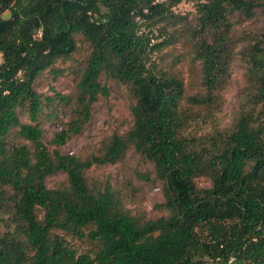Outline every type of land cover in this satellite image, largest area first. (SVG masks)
Here are the masks:
<instances>
[{"label":"trees","instance_id":"trees-1","mask_svg":"<svg viewBox=\"0 0 264 264\" xmlns=\"http://www.w3.org/2000/svg\"><path fill=\"white\" fill-rule=\"evenodd\" d=\"M182 1L194 4L193 19L174 13ZM259 15L264 0H0V264H264V26L238 27ZM159 24L171 35L153 42ZM77 35L88 53L76 92H38L37 78L59 73L54 65L77 50ZM174 36L200 64L204 93L187 95L175 67L151 58ZM235 61L243 78L231 122L198 132L194 111H221ZM103 76L126 87L130 128L107 137L98 154L61 153L108 95ZM54 101L72 113L50 150L38 121ZM12 130L32 146L13 144ZM130 147L153 166V178L138 175L161 183L164 214L155 218L132 215L108 183L85 176ZM54 173L66 184L48 188ZM201 177L208 187L196 184Z\"/></svg>","mask_w":264,"mask_h":264},{"label":"rangeland","instance_id":"rangeland-1","mask_svg":"<svg viewBox=\"0 0 264 264\" xmlns=\"http://www.w3.org/2000/svg\"><path fill=\"white\" fill-rule=\"evenodd\" d=\"M174 13L187 15L193 19L195 15V6L192 2L182 1L173 8ZM264 26V15H259L251 20L242 21L238 26L241 29H258ZM159 25L151 28L154 35L153 42L162 41L169 38L170 30L162 32L160 35ZM37 37V35H36ZM173 42L159 51L153 52L151 58L156 62L172 64L184 79L186 85V94L195 95L204 93V89L199 86L196 72L199 71L200 64L192 63L188 50L182 42L183 37L174 36ZM77 50L68 58L59 59L54 70H59L55 76L50 69L43 71L35 82V89L44 94L52 95L54 90L65 95H73L76 92V83L82 62L88 53V45L81 36H76ZM1 61V56H0ZM243 67L242 64L235 61L231 68V76L224 90L220 92L224 102L221 111L214 117H203L202 114L194 111L190 125L198 132H208L216 124L227 126L238 106V93L242 86ZM101 81L109 87L107 96H100L92 105V118L85 125L82 132L72 136L64 145L58 149L63 154H73L80 158H86L93 154L100 153L101 143L114 133H124L132 124V115L130 112V95L123 85L117 84L112 79ZM71 109L64 103L54 101L50 106H45L42 114L39 116V126L43 133V142L51 150L55 146L51 143L54 133L58 132L62 125L69 121ZM19 119L22 122H30L26 111H18ZM10 140L13 144L26 143L30 147L31 143L20 139L14 132L10 133ZM147 173L152 178L153 166L144 161L134 151L132 147L127 150L125 157L115 164L92 166L85 171V176L92 182L108 183L119 195L122 204L132 215L142 218H155L164 214L160 203L164 201L161 183L157 180L147 181L138 174ZM48 188H56L66 184L67 177L65 173H54L46 178ZM196 184L200 187H208L209 181L203 177L196 179ZM3 224L0 220V230ZM70 243L78 249L79 252L88 249L86 242L70 239Z\"/></svg>","mask_w":264,"mask_h":264},{"label":"water","instance_id":"water-1","mask_svg":"<svg viewBox=\"0 0 264 264\" xmlns=\"http://www.w3.org/2000/svg\"><path fill=\"white\" fill-rule=\"evenodd\" d=\"M8 16H9L8 13L4 14V18H8Z\"/></svg>","mask_w":264,"mask_h":264},{"label":"built area","instance_id":"built-area-1","mask_svg":"<svg viewBox=\"0 0 264 264\" xmlns=\"http://www.w3.org/2000/svg\"><path fill=\"white\" fill-rule=\"evenodd\" d=\"M37 36H40V32L38 33V35Z\"/></svg>","mask_w":264,"mask_h":264}]
</instances>
